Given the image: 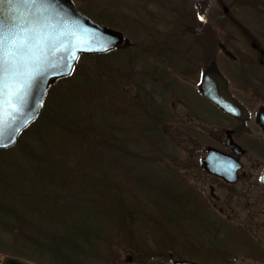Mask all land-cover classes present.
<instances>
[{
    "label": "trees",
    "instance_id": "trees-1",
    "mask_svg": "<svg viewBox=\"0 0 264 264\" xmlns=\"http://www.w3.org/2000/svg\"><path fill=\"white\" fill-rule=\"evenodd\" d=\"M72 1L76 5L77 0ZM184 2L181 5L175 0L174 4L167 2L165 18H158L157 22L153 19L146 23L143 20L132 22L137 23L142 33L132 45L137 50L135 56H129L124 50H115L105 55L80 57L73 74L57 81L48 90L39 116L19 135L15 145L8 150H0L4 162L0 169V229L11 234L15 242L25 244L20 248L24 252H27L26 245L29 244L31 253L49 257L51 264H75L77 254L85 257L90 255L93 246L97 248L100 243L107 242L103 234L111 236L108 225L113 218L117 226L123 227L124 221L131 220L130 225H133L136 214L133 212L144 207L152 213H161L168 223H172L174 217L171 219L168 213L163 214L164 211H171L176 216L182 213L181 202L185 192L176 182L166 180V184H147L145 192L171 197L169 206L175 202L180 211L160 208L162 201L141 199L137 190L140 179L134 177L128 181L127 173L131 171L134 174L136 165L142 161L133 148L146 152L143 145L145 140L148 142L146 138L174 137L166 136L162 131L167 129L169 115L161 112L152 90L138 86V95L125 100L124 95L116 91V83L120 77L129 86L136 84L135 77H125V71L129 72L137 60L143 65L139 72H134L138 73L140 84L144 78L152 81L151 75L158 73V67L153 68L156 69L153 72L149 71L150 61L176 68L183 62L184 67L192 68L191 73H197L198 68L193 63L200 48L206 54L204 64L213 59L207 58L206 31L196 28L203 21L205 23L202 12H198L199 7L192 9ZM203 4L213 7L211 0H201L200 6L204 7ZM87 8L78 7L93 20L113 28L109 23L112 21L110 16L103 12L95 15ZM226 18L222 16L221 19L226 21ZM196 20L200 22L196 24ZM196 37L199 39L195 40ZM212 42L215 45L214 38ZM158 108H161L160 113H157ZM93 109L102 117L103 123H94ZM115 117L121 119L115 123L117 128L112 126ZM132 136L136 137L135 141ZM13 154L18 156L11 160L14 162L5 160ZM25 185L30 186L26 192ZM79 190H82L81 200L76 194ZM91 195L100 201L102 198L105 200L99 204L104 209L96 218L80 214L84 206L94 205ZM133 200L140 202L136 210L131 205ZM120 215L124 216V221L117 219L116 216ZM77 216L83 217L85 222L88 220L96 230L87 232V226L78 222ZM57 227L62 228L59 234L53 231Z\"/></svg>",
    "mask_w": 264,
    "mask_h": 264
},
{
    "label": "rangeland",
    "instance_id": "rangeland-1",
    "mask_svg": "<svg viewBox=\"0 0 264 264\" xmlns=\"http://www.w3.org/2000/svg\"><path fill=\"white\" fill-rule=\"evenodd\" d=\"M162 1L164 4H162ZM173 1L174 0H160L161 4L158 5L159 0H77L76 7L83 9H88L87 7H89L90 12L95 15L99 14V12L106 13L112 20L109 23L112 24L113 29L117 28L116 30L123 32L130 43L134 45L138 38L140 39L142 33L138 30L137 23L134 24L132 22L143 20V22L146 23L147 20L151 19L157 22L158 18L164 19V11L166 10L165 5L167 2L173 3ZM175 1L178 5H181V3L185 1L184 3L192 9L199 7L198 12H202L205 23L203 21L201 26L195 27L198 28V30L201 28L203 32L204 30L206 31V35L208 36V43L206 42V49H208L207 58L208 60L212 58V60H215L221 74L229 82L231 90L240 99L246 101V104L250 107L257 109L260 105H264V69L259 66L258 55L250 47L251 42H253L264 51V0H221L222 6L227 9L226 13L221 8L222 6L218 5L216 7L213 0H211L213 7H206L205 4H203L204 7H201V0H198L199 2L195 0ZM173 4H171V7ZM194 11L196 12V9ZM167 15L168 14H166V17ZM222 16L227 17L226 21L221 19ZM199 22V20H196V24ZM184 34L186 33L182 35ZM183 38L188 37L183 36ZM213 38L215 39V45L212 42ZM196 39L198 40L199 37H196L195 40ZM218 44L223 45L225 50L236 60H230L226 57L224 53L218 49ZM191 45L193 47V44ZM197 45H200L198 41ZM199 48L200 46H198V49ZM202 50L201 48L198 50V54L194 59L195 63H193V65L198 68V71L197 73H191V77L186 82L179 80V77L177 78V76L169 72L161 63L157 61L153 63L150 61L151 67L149 71L153 72L156 70H153V68L158 67V72H161L162 76L157 73L156 75H151L152 81H148V79L144 78V82L138 84V73L135 74L134 72H139L141 70L140 67L142 63L137 60L134 67L128 70L129 72L125 71V77H128V75L135 77L134 80L136 79V84L133 83L129 86L118 77L117 81H120L116 83L118 87L116 91L123 94L125 100H128L138 95V86L143 90H152L153 98L157 104L159 106L164 105L167 108V112H169L168 110L171 108L174 111L173 115L176 120L185 116H189L188 118L190 119L191 117L188 111L191 109L197 111V114L202 106H205L210 112L216 114V111L212 107L208 106L205 101L200 99L201 96L198 93L200 76L205 68V59L203 60V58L206 54ZM124 51H127L129 56H135L137 54V50L132 47L125 48ZM183 67V62H181V65L175 68L180 70ZM92 75L95 78L96 74L93 73ZM101 78L105 81L103 74H101ZM173 79L174 82H177L178 79L180 85L183 86L187 92L192 94L193 97L189 95L186 96L189 98L187 100L179 98L180 101L189 106L186 107L182 103H179L177 98L175 99L178 101L173 102L174 97L170 88L163 83L170 82ZM125 103L127 102L125 101ZM197 103L199 105H197ZM92 112L94 114L95 124L104 122L102 117L100 118L99 114L94 109ZM112 120V126L117 128L118 125H115V123H119L121 120L120 117H115ZM135 138L136 137L132 136L131 139L135 141ZM153 138L155 139L146 138L148 142L146 140V142L144 141L143 145H145L146 152L133 148L135 152L140 154L139 157L142 161L137 165L135 164L137 170H134V174L131 171L127 173L128 181H132L134 177L140 179L141 184L137 183V190L139 191L138 195L141 199L150 201L155 200L156 202L162 201L160 208L180 211L179 205H175V202L172 204L173 206H169V199L171 197L161 194L146 193L145 191L148 190L146 185L154 183L166 184L167 181H170V183L176 182V184H179L181 191L187 190L189 187L197 190V181L195 180L194 174H198V172L191 169V164H198L202 157L201 152H198L200 150L195 146L197 138L179 137L174 139L156 136ZM17 157L16 154H13L5 157V160L11 161ZM12 162L14 161H11V163ZM149 162H154L155 164L150 165ZM3 165V158L0 157V169L3 168ZM131 165L135 166L134 164ZM260 171L261 169L256 171L257 177ZM209 183L210 181L208 180L199 183L204 189L203 198L207 197L208 199L207 185ZM131 185L133 186V184ZM28 187L30 186L25 185V187H23L25 188V192L28 190ZM242 189L243 186L238 187V190ZM81 191L79 190V193H76L80 200L83 198V195L80 193ZM107 191L110 193L109 190ZM262 193V188L255 189L256 197ZM218 194L222 196L225 195L223 191L218 192ZM90 197L94 201V205L92 207L88 205L84 206L80 214L83 217L87 216L88 218L90 216V218H96L97 215L102 213V208L104 209V206L102 205L101 207L99 204H102L105 200L102 198V201H100L95 195H91ZM181 203L183 212L178 216L172 215L171 211H164L163 214L168 213L171 219L174 217L172 220L173 222H169V224L166 217L161 216V213H152V211H147L148 209L145 207L142 210H136L137 208L135 207L139 206L140 202L138 203L136 200H133L131 205L133 209L136 210V212H133L136 213L133 216V225H130L132 223L131 220L126 222L122 220L124 216L120 215L116 216L117 219L125 223L123 227H119L117 226L115 218H113L108 225L109 231H112L110 238L108 233L103 234L106 239H110L109 249L105 250L106 248L103 246L97 248L93 246L90 254L95 255L96 253L98 257L94 260L86 261L84 264H113L115 261L119 264H169L170 261L165 259V253L168 252L180 258L185 257L196 260L202 257V255L204 256V253L216 254L220 252L222 256L219 257H222L224 261L223 264H231V259L233 258H235V264H264L263 248L256 249V253H250V251L241 247V243L239 244L238 242L239 239H236L238 236L232 234L234 231L241 233L245 232L244 235L250 237L252 241L264 245V215L261 212V209L264 207L263 202L251 203L252 207L247 210L244 207L246 206V202L243 200L241 201V199H239V201H237V199L234 200V206L231 208L234 210L233 216H231V213H226L223 216L224 218L217 215V217L224 222L223 230L219 233L204 228V225L201 224L200 217L192 216L193 213H191V209H189L190 205L188 204L187 207L186 203ZM112 210H115V208ZM114 212L118 214V211ZM126 215L125 213V216ZM212 215L215 216L216 214ZM226 216H231V220L227 221L225 218ZM83 217L77 216V221L87 226V232L95 231L96 228H92L94 227L93 224L88 223V220L85 222ZM136 217L139 219L138 222ZM174 220H176L177 223H175ZM53 231L59 234L62 228L57 227L53 229ZM100 231L103 232L104 230H99V232ZM172 235H174L178 241H176ZM11 236V234L0 229V256L1 254H14V252L21 256H26L27 252L20 249L25 244L18 241L15 242ZM184 236L190 241L189 243L184 242ZM221 250H223V252ZM31 259L38 262V264H51L49 257H40L37 256L36 253L31 254Z\"/></svg>",
    "mask_w": 264,
    "mask_h": 264
},
{
    "label": "water",
    "instance_id": "water-1",
    "mask_svg": "<svg viewBox=\"0 0 264 264\" xmlns=\"http://www.w3.org/2000/svg\"><path fill=\"white\" fill-rule=\"evenodd\" d=\"M42 2V7H33L22 3V0H0V22L3 23L5 31L21 22L40 21L48 37L41 61L33 65L39 71L26 85L23 84L24 77H17L19 86L14 90V94L6 97L7 102L0 109V121H2L0 150H8L15 145L19 135L39 116L49 88L56 81L71 75L80 56L105 55L116 49L131 46L121 32L87 17L71 0H42ZM223 10L226 13L225 7ZM83 48L88 50H80ZM219 48L230 60L234 59L223 45L220 44ZM198 90L202 97L227 115L239 120H243L246 116L247 112L229 93L228 82L221 75L215 61H211L204 69ZM260 124L264 131V117L260 120ZM203 162L209 172L228 183L235 182L234 173L240 165L231 168L230 164L236 163L232 158L208 152ZM261 183L264 186V171L261 174ZM2 264L29 263L4 258Z\"/></svg>",
    "mask_w": 264,
    "mask_h": 264
},
{
    "label": "flooded vegetation",
    "instance_id": "flooded-vegetation-1",
    "mask_svg": "<svg viewBox=\"0 0 264 264\" xmlns=\"http://www.w3.org/2000/svg\"><path fill=\"white\" fill-rule=\"evenodd\" d=\"M213 1L216 7L218 5L222 6L221 0ZM223 7L224 6H222L221 8L223 9ZM219 45L220 44H218V48ZM250 47L258 55L259 66L264 69V51L260 49L256 43L253 42H251ZM219 50L221 49L219 48ZM233 60L235 61L236 59L234 58ZM207 65L208 63L205 64V68L207 67ZM166 69L169 72L173 73L175 76H177V78L179 77V80H183L182 82H186L191 77V67H183L180 70H177L174 66H167ZM158 74L162 76L161 72H158ZM177 82H174V79L170 82H163L165 86L170 88V91L174 97L173 102L178 101L179 98L187 100L189 99L188 97H186L187 95L193 97L190 92H187V90L180 85L178 79ZM228 91L231 96L239 104H241V106L247 112L243 120H239L230 115H227L226 113L221 111L216 105H214L212 102L202 97L201 95L200 99L205 101L208 106L212 107L216 111V114L210 112V110L207 109L205 106H202L200 107L201 110L199 109L200 111H198L199 113L197 114V111H193L191 109L188 111L191 117L190 119L188 118L189 116L186 117L184 115L185 117L176 120L174 119L173 115L174 111L171 108L170 110H168L169 112H167V108L164 105L160 106L162 108L161 112H164L169 115L170 121L167 122V129L162 130L166 136H171L174 138H197L195 146H197V148L200 150L198 152H201L202 157L198 164H191V169L196 170L198 172V174H194L195 180L197 181V190L191 187H189L187 190L185 189L183 191L185 192V194L183 195L182 202L186 203L187 207L188 204L190 205L189 209H191V213H193V215H190L194 217H200L201 224L204 225V228L211 229L215 233L222 232L224 226V222H222V220L217 217V215L223 217L226 213H231V216H233L234 210H232L231 208L234 206V200L237 199V201H239V199H241V201L243 200L244 202H246V206L244 207L247 210L252 207L251 203L263 202L264 204V186L261 183V174L264 171V131L260 124V120L262 119V117H264V105H260L257 109L248 106L246 104V101L240 99L231 90L229 82ZM175 98H177L178 100H176ZM179 103H182L186 107L189 106L188 104L180 100ZM197 105L199 104L197 103ZM160 109L158 108L157 113H160ZM208 152L219 153L232 158V160H235V164H230L231 168L233 166L240 165V168H238L234 173V176L236 178L234 183H228L223 178L218 177L217 175L205 169L203 160L206 159ZM259 169H261V171L259 176L257 177L256 171ZM207 180L210 181V183L207 185L208 199L207 197L203 198L204 189L203 186L199 184L200 182H204ZM239 186H243V189L238 190ZM257 188H262L263 190V193L260 194L258 197H256L255 195V189ZM220 191H223L225 195H219L218 192ZM181 207L183 206L181 205ZM261 212L264 215V207L261 209ZM212 214L216 215L213 216ZM231 216H226V220L230 221ZM174 222L177 223V221ZM244 233L238 231L232 232V234H236L238 236L237 238H235L239 239L238 242L239 244L241 243L242 248L247 249V251H250V253H256V249H264V245L252 241L251 238L247 235H244ZM172 236L174 239H176L174 235ZM109 238L107 239V242L100 243L99 247L103 246L104 248H106L105 250H108L110 245ZM184 239V242H190L187 238H185V236ZM176 241L178 240L176 239ZM28 245L29 244L26 245V247L28 248L26 256H21L18 254H1L0 264H2V260L4 258L18 259L29 264H38V262H35L31 259V245ZM221 251L223 252V250ZM165 254V259H168L170 261L169 264H173L174 262H180L184 264L224 263L222 257H219L222 256V253L220 252L216 254L204 253L205 257L202 255V257L197 258L198 260L185 257L180 258L179 256L173 255L169 252ZM77 257V263L75 264H84L86 261L96 259L98 257V254H90L85 257H79V255L77 254ZM113 264L119 263L115 261V263ZM231 264H235V258L231 259Z\"/></svg>",
    "mask_w": 264,
    "mask_h": 264
},
{
    "label": "snow or ice",
    "instance_id": "snow-or-ice-1",
    "mask_svg": "<svg viewBox=\"0 0 264 264\" xmlns=\"http://www.w3.org/2000/svg\"><path fill=\"white\" fill-rule=\"evenodd\" d=\"M22 3L43 6L42 0H22ZM47 42L48 37L40 21L21 22L7 31L0 22V109L7 102L6 97L14 94L19 86L17 77H24L23 84L26 85L37 74L39 69L33 65L41 61Z\"/></svg>",
    "mask_w": 264,
    "mask_h": 264
}]
</instances>
